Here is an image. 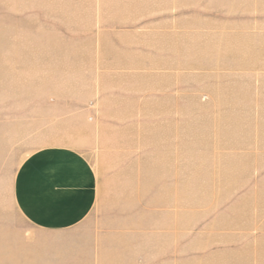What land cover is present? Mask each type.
Instances as JSON below:
<instances>
[{"label":"rangeland","instance_id":"obj_1","mask_svg":"<svg viewBox=\"0 0 264 264\" xmlns=\"http://www.w3.org/2000/svg\"><path fill=\"white\" fill-rule=\"evenodd\" d=\"M253 63L264 0H0V235L35 249L19 264H264V71L234 69ZM42 147L93 182L65 226L16 201Z\"/></svg>","mask_w":264,"mask_h":264},{"label":"crops","instance_id":"obj_2","mask_svg":"<svg viewBox=\"0 0 264 264\" xmlns=\"http://www.w3.org/2000/svg\"><path fill=\"white\" fill-rule=\"evenodd\" d=\"M53 149L42 147L26 158L15 180V197L20 210L44 229L77 221L93 201L90 191L93 182L86 168L69 176L60 173L58 176L49 170L52 164L67 165L55 159L45 163V155H50Z\"/></svg>","mask_w":264,"mask_h":264},{"label":"bare ground","instance_id":"obj_3","mask_svg":"<svg viewBox=\"0 0 264 264\" xmlns=\"http://www.w3.org/2000/svg\"><path fill=\"white\" fill-rule=\"evenodd\" d=\"M205 50H206V47H205ZM204 50V48L202 49V52L201 53H206V51ZM149 68L151 69H154V68H160V69H165V70H169L171 71V69H189V70H206V69H211V68H208V66H196V65H192V66H176V67H172V66H169V64H166V63H152ZM218 68H221L220 66L219 67H216L215 69H218ZM135 69H139V65L138 63L135 64ZM222 69V68H221ZM235 70H249V71H255V72H259L260 70L264 71V64H255L253 63L252 65L248 66V67H234ZM160 81H157L156 84H153L150 85V88H161L160 87V84L158 83ZM163 85V84H162ZM169 85V84H168ZM225 86V85H223ZM229 86V85H228ZM169 87V86H168ZM171 87V86H170ZM162 106V105H161ZM163 107V106H162ZM161 113V112H160ZM162 116V114H161ZM172 116V115H171ZM176 118V117H175ZM240 146V145H239ZM235 159H238V158H235ZM161 160V159H160ZM226 160V159H225ZM208 162V161H207ZM224 163V159L222 161ZM228 162V161H227ZM210 163V165L212 164L211 161L208 162ZM241 165L239 166H242L243 167H246L245 163L244 162H241L240 163ZM213 165V164H212ZM237 163H233L231 165H226L225 164V167L226 166H230V167H238ZM248 166V165H247ZM196 167L198 169H205L206 166H203L200 165V166H197ZM166 188L164 187V190ZM14 242V241H13ZM14 245V249L11 248L9 246V242H8V239L5 238L4 236L0 235V264H19L21 263L22 261L24 260H30L31 261V256L33 255L32 251L35 250L34 247H29V246H26L22 243H19L18 241H15L13 243ZM39 255V254H38ZM39 259V258H38ZM32 261H35L34 259H32ZM38 261V260H37Z\"/></svg>","mask_w":264,"mask_h":264}]
</instances>
